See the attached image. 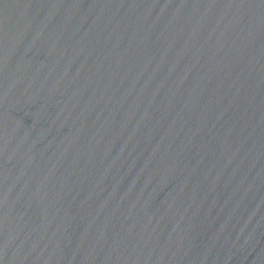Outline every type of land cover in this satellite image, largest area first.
<instances>
[{
    "label": "water",
    "instance_id": "1",
    "mask_svg": "<svg viewBox=\"0 0 264 264\" xmlns=\"http://www.w3.org/2000/svg\"><path fill=\"white\" fill-rule=\"evenodd\" d=\"M0 264H264V0H0Z\"/></svg>",
    "mask_w": 264,
    "mask_h": 264
}]
</instances>
